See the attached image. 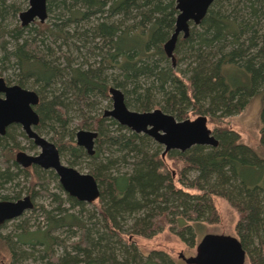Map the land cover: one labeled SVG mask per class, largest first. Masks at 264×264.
<instances>
[{"label":"trees","instance_id":"obj_1","mask_svg":"<svg viewBox=\"0 0 264 264\" xmlns=\"http://www.w3.org/2000/svg\"><path fill=\"white\" fill-rule=\"evenodd\" d=\"M176 5L177 0H47L53 20L11 26L6 19H16L21 9L0 0V63L14 70L7 83L39 94L36 130L51 132L50 141L71 165L90 161L89 173L100 187L92 211L68 193L63 199L36 189L46 183L39 167L23 168L15 160L24 148L19 138L28 137L20 125L9 126L0 135V200L21 198L22 192L1 193L25 174L30 176L27 194L33 199L48 195L56 203L51 209L35 204L43 226L31 230L22 216L16 239L0 236L11 264L27 259L37 264H176L164 251L144 254L131 237L149 238L168 227L194 247L199 228L219 221L215 196L239 213L236 230L251 263L264 264V0H215L189 36L179 38L173 66L164 44L175 30ZM111 87L124 92L133 110L160 108L177 120L193 114L220 122L213 130L218 146L195 145L164 157L163 145L147 134L92 114L111 96ZM255 96L262 101L261 152L222 122ZM71 107L81 113L79 126L98 134L93 155L76 143ZM104 147L111 153L102 152ZM49 175L58 178L54 170Z\"/></svg>","mask_w":264,"mask_h":264},{"label":"water","instance_id":"obj_2","mask_svg":"<svg viewBox=\"0 0 264 264\" xmlns=\"http://www.w3.org/2000/svg\"><path fill=\"white\" fill-rule=\"evenodd\" d=\"M215 0H177L179 11L175 30L164 44L167 56L176 65L175 48L180 37L187 38L191 25H199ZM22 25H28L35 19L44 22L48 17L47 0H29V7L22 11ZM113 101L111 109L104 116L112 117L120 125L136 133H144L164 146L163 156L171 150L185 151L195 145L216 147L218 139L209 128L208 117L199 115L195 119L177 120L172 114L160 108L149 111H137L129 108L124 92L117 87L110 88ZM39 94L18 84H8L0 77V135H4L12 124H18L33 143L40 148L37 154L25 150L16 153L15 160L23 168L39 166L54 170L66 193L81 202L92 203L100 196L99 183L91 173L80 172L74 166L65 164L56 144L43 135L36 127L40 115L36 106ZM98 134L94 130L81 129L76 134V143L89 155L95 153V140ZM35 206L33 198L27 194L17 200H0V225L22 216ZM179 257L187 264H245L247 251L237 236L230 234H205L196 246L195 255Z\"/></svg>","mask_w":264,"mask_h":264},{"label":"rangeland","instance_id":"obj_3","mask_svg":"<svg viewBox=\"0 0 264 264\" xmlns=\"http://www.w3.org/2000/svg\"><path fill=\"white\" fill-rule=\"evenodd\" d=\"M9 2H13L16 5H18L21 11L18 12L16 19L8 17L6 21L8 23H11L12 24L11 26H13L14 24L15 25L18 24L19 26L22 25V19H21L20 14L22 11L26 10L29 7V0H8V3ZM51 18L48 14L47 19L43 23L49 22ZM38 22L40 21L38 19H35L33 22L29 23L28 25L30 24L35 25V23L38 24ZM3 67L4 65L0 63L1 71L5 70ZM13 71H14L13 69L5 70L3 71V75L0 77L5 78L6 80L11 77V80H12L13 74H14ZM11 80H10V84H15V82ZM112 105H113V101H112L111 96L107 99H102L100 108H98L99 110H96V108L93 109L92 114L93 115H96L99 113L104 114L105 110L112 108ZM261 105H262L261 97L255 96L242 112H239L237 114H234L222 120V122L225 125H227L229 128L239 133L242 142L256 148L259 152H261V148H260V137H261V127H262V123L260 120ZM70 113L73 119L70 127L76 133L80 129L92 130L90 128H82L79 126L81 113L76 109V107H71ZM197 116L192 114L188 118L195 119ZM208 125H209V128L213 131L214 128L217 126H220L221 123L214 122L208 117ZM42 135L49 140H51L53 136V134L49 131H45ZM19 140H20L21 145L24 147L21 150H25L26 152L30 154H36L40 152V148L37 147L36 145L34 146L33 150L30 148L32 143H31V140H29L28 138L21 137L19 138ZM95 146H96L95 148H97L96 143H95ZM102 152H105L106 154L111 153L110 151H108V148L106 147L102 149ZM261 154L264 155L263 150ZM68 158H69L68 155L62 158L65 164L74 166L80 172L89 173L90 161L88 160L85 161L82 159L81 161L78 162V164L71 165ZM167 160L168 159L166 158V161ZM168 164H169L170 169L173 170V172L175 173V170L173 169V165H172L173 163L168 161ZM49 170L50 169L47 170L41 167L37 169V171L39 172V175H42L41 177L46 180V183H44L43 185L36 186V189L38 190L43 189V188L49 189L50 191L56 192L59 195H61L63 199H66L67 197L66 192L64 191L63 188L61 189L59 187V184H60L59 178L55 179L54 177L50 176ZM29 181H30L29 175L27 176L25 174H21L14 182L7 184L6 188L3 190L1 194L12 196L16 192H22L21 197H23L27 195L26 192L30 185ZM192 191H195V190H192ZM33 201H34V204L36 205L42 204V205H45V207L50 208V209L56 206V203H53L52 199L48 195L40 194L36 196L35 199H33ZM214 203H215L216 209L219 214V221L214 222V223H204L203 226L199 228L197 243L194 247H190L187 244H185L176 234H174L171 230H169L168 227L164 228L163 230H161L160 232L156 233L154 236L149 237V238L139 236V235H133L131 239L137 244L138 248L146 255L149 254L153 250L164 251L167 255H169L176 262V264H187L184 262L183 259L179 257V253L183 252L186 256L195 255L196 246L205 234L207 233L230 234V235L238 237L236 225H237V222L240 216L237 210L226 199L218 197V196L214 197ZM64 206L67 208H71V210L76 213H79V208H72L71 205L67 201H65ZM84 207L85 209L90 210V211L95 209L92 203H86V206ZM22 216L23 217L25 216V218L28 219L31 230H34L38 226H43L45 224L44 217L38 210L36 211H34L33 209L28 210ZM22 216L4 223L3 226L0 228V236L1 237L7 236L8 238L16 239L17 234L21 231V230H18L16 226L20 222V219L22 218ZM55 233L60 235L66 240L70 239L69 233L65 230H58ZM0 264H11L10 252L7 246L4 244V242H2L1 239H0ZM17 264H37V261L35 262L32 259H27V260L18 262ZM245 264H252L248 256H247V260Z\"/></svg>","mask_w":264,"mask_h":264},{"label":"flooded vegetation","instance_id":"obj_4","mask_svg":"<svg viewBox=\"0 0 264 264\" xmlns=\"http://www.w3.org/2000/svg\"><path fill=\"white\" fill-rule=\"evenodd\" d=\"M193 25H194V24H193ZM191 26H192V25H191ZM30 140H31V139H30ZM34 145H35V144H34ZM18 151H19V150H18ZM18 151H17V152H18ZM17 152H16V153H17ZM36 154H37V153H36ZM15 156H16V154H15ZM21 167H22V166H21ZM38 167H39V166H38Z\"/></svg>","mask_w":264,"mask_h":264},{"label":"bare ground","instance_id":"obj_5","mask_svg":"<svg viewBox=\"0 0 264 264\" xmlns=\"http://www.w3.org/2000/svg\"><path fill=\"white\" fill-rule=\"evenodd\" d=\"M156 109V108H155ZM81 130V129H80ZM78 132V131H77ZM77 134V133H76ZM58 176V175H57ZM59 178V177H58Z\"/></svg>","mask_w":264,"mask_h":264}]
</instances>
